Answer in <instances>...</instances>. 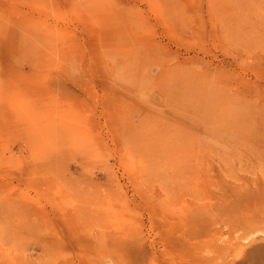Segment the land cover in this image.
Segmentation results:
<instances>
[{"label": "rangeland", "instance_id": "rangeland-1", "mask_svg": "<svg viewBox=\"0 0 264 264\" xmlns=\"http://www.w3.org/2000/svg\"><path fill=\"white\" fill-rule=\"evenodd\" d=\"M255 66L264 0H0V264L264 244V147L243 159L238 125Z\"/></svg>", "mask_w": 264, "mask_h": 264}, {"label": "bare ground", "instance_id": "bare-ground-1", "mask_svg": "<svg viewBox=\"0 0 264 264\" xmlns=\"http://www.w3.org/2000/svg\"><path fill=\"white\" fill-rule=\"evenodd\" d=\"M243 72L244 76L237 91V96L239 138L242 147V158L244 159L248 145H251L252 148L264 147V67L262 69L256 66L250 68L252 75L261 72L259 79L257 76L252 79V76L247 75L246 70H243ZM248 188L249 186L242 181L240 185V195L242 197L248 194ZM247 253L248 258L246 257ZM243 258L250 260L248 261L249 264H264V244H255L245 251H241L239 253L240 261H236L234 264H239Z\"/></svg>", "mask_w": 264, "mask_h": 264}]
</instances>
